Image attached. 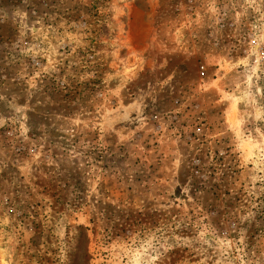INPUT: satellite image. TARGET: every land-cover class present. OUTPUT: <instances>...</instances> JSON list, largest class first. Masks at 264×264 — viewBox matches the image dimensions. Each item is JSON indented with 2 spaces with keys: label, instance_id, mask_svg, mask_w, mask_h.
Masks as SVG:
<instances>
[{
  "label": "rangeland",
  "instance_id": "1",
  "mask_svg": "<svg viewBox=\"0 0 264 264\" xmlns=\"http://www.w3.org/2000/svg\"><path fill=\"white\" fill-rule=\"evenodd\" d=\"M0 264H264V0H0Z\"/></svg>",
  "mask_w": 264,
  "mask_h": 264
}]
</instances>
